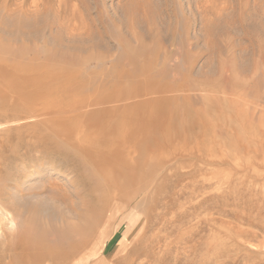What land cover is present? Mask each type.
Wrapping results in <instances>:
<instances>
[{"label":"rangeland","instance_id":"obj_1","mask_svg":"<svg viewBox=\"0 0 264 264\" xmlns=\"http://www.w3.org/2000/svg\"><path fill=\"white\" fill-rule=\"evenodd\" d=\"M57 8L73 23L78 19L80 22V18L94 22L104 31L103 36L94 32L93 48L91 44L79 48L69 42L67 29L58 27L61 21ZM126 11H130L128 15ZM139 38L146 44L156 42L154 55L150 56L158 59L153 74L160 83H149L145 88H158L165 79L176 85L183 83L185 89L178 90V94L177 88L168 93L179 96L177 105L171 102L164 107L157 103L143 111V128L151 127L144 133L147 144L143 143L141 150L140 168L145 170L138 179L146 185H141L145 198L138 211L129 213L131 209L124 207L107 212L90 234L85 251L89 255L95 247L97 255L88 257L82 252L68 264H264V0H0V69L5 68L3 59L25 63L32 54L42 59L41 49L47 46L56 51L59 40L66 54L84 57L90 51L109 53L108 78L113 80L120 73L119 61L125 54L116 43H136ZM21 51L26 52L22 55ZM16 53L17 58L11 57ZM3 70L21 73L9 66ZM162 71L164 77L160 76ZM252 77L260 80L259 87L251 82ZM10 79L0 74V92L8 96L0 95V109L13 102L24 108L25 99L18 101L24 88H17ZM184 93L190 95L192 103L182 99ZM203 94L209 98L204 99ZM45 100L40 97L36 103H28L32 106H26L25 119L9 122L7 114L0 115V189L11 193V200L22 211L16 217L15 233L21 230L24 219L34 216V210L39 211L36 218L47 226L61 224L63 212L69 214V210L59 197L67 194L68 201L74 203L87 200L86 196H74L79 190L72 188L67 163L50 151L55 145L50 137L56 140L53 131L57 126L53 130L51 122L55 113L49 111L52 107L45 112L35 111ZM145 176L146 182L142 181ZM103 183V178L96 180V184ZM104 226L108 228L107 238L100 236Z\"/></svg>","mask_w":264,"mask_h":264},{"label":"bare ground","instance_id":"obj_2","mask_svg":"<svg viewBox=\"0 0 264 264\" xmlns=\"http://www.w3.org/2000/svg\"><path fill=\"white\" fill-rule=\"evenodd\" d=\"M126 7H127V5H126ZM131 8L132 7H130V10H131ZM133 9H134V7H133ZM78 12H80V11H78ZM127 12L129 13L130 11H126V13ZM56 13L58 15V16L57 15L56 16L58 18H60L59 22L61 21L58 24V27H64L65 29H67L66 32H67L68 41L72 42L76 46H79V48L85 47L88 44H91V46L93 48L94 32H97L101 37L104 34V31H102L96 24L93 25L94 20L91 21L93 23L90 24L85 19L80 18V20H81L80 22H77L79 20L78 19L77 21L75 20V22L73 23L72 20L68 19V17L63 15L61 10H58V8L56 9ZM128 13H127V15H128ZM133 15H135V13ZM80 16H81V13H80ZM134 17H136V15ZM155 17H156V15H155ZM129 19H131V18H129ZM147 22H148V20H147ZM102 24H103V21H102ZM132 25H133L132 23H131V25L129 24L130 27ZM117 26H118V28H120V25H117ZM105 27H107V26H105ZM126 34H128V31ZM124 36H123V38H124ZM127 36L129 37V34ZM128 37H126V38H128ZM121 41L122 40H120V42ZM134 42H136V41L134 40ZM132 43H125V44L116 43V45L114 44L117 47V49L120 48V50L122 49L123 52L125 51V54L121 57L122 61L121 60L119 61V62H122V64L120 65L122 67V68H120L121 70H119V68H118V70H119L118 72H120V73L117 77H115L116 75L115 76L113 75L115 77L113 80L108 78V73H110V72H108V70H109L108 68L110 67V65L107 62L106 58L107 59L109 58V56H108V55H110L109 53L107 55L106 54L104 55V52L102 51V53L93 54L94 53L93 51H92L93 53L91 51H90L91 53L89 52V50H90V48H89L87 51V52H89V55L84 56V57L83 56L81 57V54H80V56L71 55L72 53L66 54L65 52L61 51V48L59 46V40L55 44V47L57 48L56 51H52L47 46L43 47L41 49V51H42L41 55H43L42 59H39L36 57L37 55L32 54L31 57L29 56L30 59L28 58V62H25V63H23V62L18 63V62H16V60L12 61L11 59L10 60H7V59L2 60V63L5 64V68H8V66H9V67L16 69V71L17 70L21 71V73L17 75L11 71L3 70L5 68L0 69V70H3L0 72L2 78H6V80H7V78L8 79L11 78L13 81V82L12 81L11 82L13 84H16L15 86H17V88H18V86H21L20 88H22V87L24 88V90L22 89V91H21L22 99L18 97V101L25 99V102L27 104L30 102L36 103L37 99H39L40 97H43L46 99L45 102L43 103V101H42L43 104L40 106V109L37 108V109H35V111H37L39 113L45 112V111H48L47 109H49V108L51 109V107H52L53 110L52 109L49 110V111H52L55 113L54 121H51L52 123H54L53 124L54 128H52V129L53 130L55 129L54 125L57 126V129L53 131L56 140L53 137H50V139H49L51 141V143H53V144L55 143V145L52 147V149L50 151H53L54 153H56L58 155V157H61L62 160L65 162V164L67 163L66 164L67 172L72 175L71 176L72 178L70 179V182L72 183V186H73L72 188H74L75 190H77V189L79 190V192L77 191L74 194V196H77V197L79 195L86 196L87 200L84 202H80V203H74V202H70V200L68 201V196H66L67 194L65 196H62V197H59V195H58V197H59V198L57 197L58 200H60L64 204L65 208H67V210H69L68 211L69 214L65 211L63 212L64 213V216H63L64 219L62 220L61 224L59 223L60 225L59 224H52L50 226H47V224H45L42 221H39L36 218L38 216L39 211L34 210V212H33L34 216H32V218L27 217V219H24L23 223H22L23 226L21 227V230H18L17 233H15L14 227L16 225V217L22 215L20 213L22 211H19V208H18L15 200H11V199H13L12 198L13 195L10 192L3 191L4 189L3 190L0 189V198H1L0 199V202H1L0 203V264H66V263L68 264L71 259L78 257V255H80V253H82V252H83V254L87 255L88 257L95 256L98 253L96 251L95 247H93V250L89 253V255H88V253L86 254V252H87L86 249H87V243L89 242V239H90L89 236H90V234L93 233L95 226L98 224V222L101 220V218H104L105 214L107 212L113 210V209H114L113 211H119L121 208H124V207L125 208L128 207L131 209L129 213H131V211L133 213L137 212L138 207L143 203V200H144L143 197L144 196H143L142 189H141L142 188L141 185L143 184V182H141V180L138 179V177H140V175H141L140 174V172H142L141 170H145V169L140 168L142 145H143V143H145L147 141L146 138L144 139V133H145V131L147 133L150 132L149 127H151L150 125H148V127L143 128V126H144L143 123L145 121L144 117H146V116H144L145 114L143 115V111L148 110L149 107H152L151 105L158 106L157 103L163 104L164 107H168V105L171 102H177L176 103V105H177L178 104L177 100H180L179 96L171 97V95H168V93L174 91L177 88V91H175V92L178 94V90L181 89V91H182V89H183L182 88L183 83L176 85L177 83H172L170 81L165 82L164 81L165 79H164L163 80L164 83L161 84V86H158V88L149 87V86H147V88H145L146 84L150 83L152 85H155V83H157V82L160 83L158 78L155 77L157 75L153 74V70L156 69L158 66L157 65L158 61L156 62V60H158V59L156 57L150 56V55H154V51L152 49H153V46L156 45V42L153 41L152 44H146L145 42L141 41L139 38L136 43H133V44ZM157 46L159 47V44ZM157 46H155V47L157 48ZM166 47H164V48H166ZM67 48H68V46H67ZM35 49L37 51L38 47L35 46ZM21 52H22L21 54L23 55L24 54L23 52H26V51H21ZM31 53H33V52L31 51ZM39 53L40 52L37 51L36 54H39ZM146 53H148V55H146ZM156 53L158 54V52H156ZM14 55L12 54L11 57L17 58L16 56H18V54L15 55V57H14ZM165 55H166V52H165ZM173 55L174 54H172L171 56H173ZM157 56L160 58L159 55H157ZM167 57L168 56H166V58ZM113 60H115V59H113ZM9 61H12L14 63L11 64V62H9ZM108 61H110V60H108ZM194 61H196V59ZM164 62L166 63V61H164ZM164 62H162V64ZM113 64H114V62H113ZM115 65L117 66L118 62H116ZM231 65H232V63H231ZM232 66H234V64ZM190 68H191V66H190ZM229 68H230V65H229ZM181 72H179V73H181ZM189 72H190V70H189ZM189 72H188V74H189ZM231 75H232V71H231ZM160 76L164 77L165 71H162ZM177 77H178V75H177ZM185 77H186V74H185ZM189 77H187V79ZM251 79H252L251 82L254 84V86L259 87L260 80L256 79V77H252ZM167 80H169V79H167ZM185 80H186V78H185ZM248 80H250V78ZM183 82H184V79H183ZM188 82H189V80H188ZM186 84H188V83H186ZM189 86H192V84H190ZM189 86H188V88H191ZM29 87H32V90H28ZM188 88H186V89H188ZM199 89L203 92L205 91L204 88H199ZM215 90H217V89H215ZM2 94H3V92L0 95H2ZM2 96H6V94L2 95ZM207 96L208 95L203 94L204 99H208L209 97H207ZM6 97H8V96H6ZM239 97H241V96H239ZM182 99L184 101H188V102L192 103L191 102L192 99H191L189 94L183 95ZM232 101H234V100H232ZM27 104H24V108L17 106V105H19V102L4 104V105H2V107L0 109V112H1L0 115H3V114L6 115L7 114L6 116L8 118H10V119H8L9 122L15 121V119L19 118V117L21 119L22 118L25 119L28 117V116L23 115V112H25V110L27 109L26 106L28 108H29V106H32V105H29V104L27 105ZM258 104L260 105V103H258ZM221 105H223V104H221ZM227 106L230 107V105H226V107ZM240 106H241V104H240ZM175 107H177V106H175ZM145 108H147V109H145ZM234 109H235V107H234ZM228 110H229V108H228ZM260 110H262V109H260ZM209 111L211 112V110H209ZM146 112H148V111H146ZM257 112L259 113V111H257ZM31 114H33V113H31ZM243 114H245V113H243ZM152 115H154V114H152ZM154 116L158 117L157 115H154ZM231 117L233 118V116H231ZM249 117H247V119H249ZM253 117L254 116H252L250 118H253ZM148 118H149V116H147V119ZM254 118H256V116ZM152 120H153V118H152ZM234 122H235V120H234ZM152 124H154V123H152ZM234 125H236V124H234ZM158 126H160V125H158ZM243 127H245V126H243ZM153 128H154V126H152L151 129H153ZM155 134H156V132H155ZM177 136H178V134H177ZM59 140L60 141L62 140L63 143L58 142ZM41 141H43V140H41ZM62 144L65 145L66 147H64ZM146 144H147V142H146ZM61 145H62V147H61ZM153 145H154V143H153ZM171 147H173V146H171ZM154 152H156V151L154 150ZM142 154H144V153H142ZM150 155H148L149 158H150ZM5 157H4V159H5ZM22 158H23V156H22ZM156 159H157V157H156ZM156 159L155 160L153 159V160L156 161ZM55 160H53V161H55ZM198 162H201V161H198ZM55 163H56V161H55ZM1 165H3V164H1ZM150 167H152V166H150ZM153 168H151V170ZM155 168L157 169V167H155ZM146 169H148V168H146ZM162 169H164V168H162ZM151 172L153 174V171H151ZM160 172H162V171H160ZM154 174H156V173H154ZM146 175H148V172ZM141 176H143V175H141ZM155 176H157V174ZM162 176H164V175H162ZM0 177H1V171H0ZM98 178H103L104 183L102 185L96 184V180ZM146 178L147 177L145 176V178H143L142 181H144V179H146ZM146 180H148V178ZM153 180H155V179H153ZM153 180L151 179V181H153ZM3 181H4V179H3ZM101 181H102V179H101ZM129 181H130V183H129ZM131 181H133V182L135 181L134 184H132L133 182L131 183ZM151 181H150V183H151ZM144 182H146V181H144ZM194 183H196V182H194ZM4 184H3V187H5ZM130 184L134 185L135 187L130 189V187L132 186ZM144 184L146 185V183H144ZM144 184L142 186H144ZM151 184H149V185H151ZM157 184H158V182H157ZM49 185L52 186V185H54V183L50 182ZM128 186H130V187L128 188ZM158 186H159V184H158ZM158 186H157V188H158L157 190H159ZM166 186H168V185H166ZM59 188H61V187H59ZM59 188H58V191H59ZM43 189L44 188H42V190ZM51 189H53V188H51ZM55 190H57V189H55ZM44 191H47V190H44ZM54 192H56V191H54ZM155 192H156V188H155ZM60 194H62V193H60ZM157 196H155V197L153 196V198H156ZM150 201L151 200L149 199L148 202H150ZM151 202H150V204H151ZM148 204L146 206H148ZM154 205L155 204H153L152 206L154 207ZM153 210H155V208H153ZM173 212H174V210H173ZM128 216L129 215H125L123 217H128ZM154 216H156V215H154ZM152 221H154V220H152ZM148 222H149V220H148ZM151 223H153V222H151ZM148 224H147V226H148ZM147 226H145L146 227L145 229H147ZM107 230H108V228L105 226L102 228V230L100 232L101 238H107L109 236V232ZM149 230H151V229H149ZM149 230L147 229L146 231H148V233H149L150 232ZM146 235L148 236V234H146ZM160 235H161V233H160ZM164 239H165V237H164ZM168 241H170V240H168ZM132 242H134V241H132ZM141 244H144V243H141ZM163 252L164 251H162V253ZM144 254H146V253H144ZM107 255H108V253H107Z\"/></svg>","mask_w":264,"mask_h":264}]
</instances>
